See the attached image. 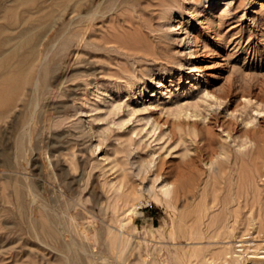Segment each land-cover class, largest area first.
Returning a JSON list of instances; mask_svg holds the SVG:
<instances>
[{"label":"rangeland","instance_id":"obj_1","mask_svg":"<svg viewBox=\"0 0 264 264\" xmlns=\"http://www.w3.org/2000/svg\"><path fill=\"white\" fill-rule=\"evenodd\" d=\"M53 8L35 19V79L50 72L26 150L21 102L0 118V264H60L66 248L77 264H150L151 244L159 264H264V173H248L264 160V0H125L81 36Z\"/></svg>","mask_w":264,"mask_h":264},{"label":"bare ground","instance_id":"obj_2","mask_svg":"<svg viewBox=\"0 0 264 264\" xmlns=\"http://www.w3.org/2000/svg\"><path fill=\"white\" fill-rule=\"evenodd\" d=\"M46 0H0V118L6 113L9 112V110L13 107V106H17L18 101L21 102L22 107H23V125L21 126V131H20V135L16 138L15 141V145L19 151L22 152L23 148H24V129L27 125L30 124V121L34 119V113H35V88H39L44 90L46 83H47V77L48 74L50 72V68H49V64L46 61L41 62V66L39 69V73L35 79V60H36V55L38 51H36L37 47H35V42L38 41L36 40L37 38H39L41 36V34H43L41 31L35 32V19L39 20V19H46V18H51L54 21H56L57 19H59L60 15L56 14L55 11L56 9L53 8V5H61L62 6V14H64V12L66 11V13H70V12H74L75 15L74 17L75 19V23H69L68 26H65V29L62 31V35H66L68 33L71 34H80V36L82 35V31H85V29L89 28L91 26V22L97 18L99 16V14H101L103 12V10H105V12H107L106 10H111L114 8V6H116L117 2L122 3L125 0H50V3L45 2ZM130 1V0H129ZM164 1V0H163ZM172 1V0H171ZM175 1V0H173ZM44 2L45 4L48 3L50 6L49 9H46L48 11L43 12L44 11ZM135 4V3H134ZM164 4V3H163ZM176 4V2H175ZM175 4H173L172 6H174ZM47 5V4H46ZM126 5V4H125ZM169 4H167L168 6ZM176 6V5H175ZM47 7V8H48ZM123 7V6H122ZM125 7V6H124ZM46 8V7H45ZM116 8V7H115ZM168 9V8H167ZM35 10L39 13H43L42 15L38 14L39 16L36 15L35 18ZM166 10V9H165ZM164 10V12H165ZM169 10V9H168ZM41 11V12H40ZM84 11V12H83ZM167 11V10H166ZM60 12V11H59ZM58 12V13H59ZM83 12V13H82ZM103 12V13H105ZM169 12V11H168ZM166 13V12H165ZM63 16V15H61ZM101 16V15H100ZM46 17V18H45ZM72 18V17H71ZM74 20V19H73ZM72 22V21H71ZM71 24L73 25L71 28ZM113 24V22L111 23ZM79 25V26H78ZM90 25V26H89ZM79 28H77V27ZM93 26V25H92ZM116 27V26H115ZM91 28V27H90ZM60 29V28H59ZM92 29V28H91ZM114 29V28H113ZM62 30V29H60ZM91 31V30H89ZM87 33V32H86ZM72 35V36H73ZM55 37H58L56 35H54ZM61 36V35H60ZM85 36V35H84ZM83 36V37H84ZM62 37V36H61ZM64 37V36H63ZM69 38V36H68ZM74 37H71L70 39H73ZM79 38V36H78ZM81 38V37H80ZM76 39V36H75ZM74 39V40H75ZM36 40V41H35ZM53 40V39H52ZM62 40V39H61ZM60 40V41H61ZM66 40H67V36H66ZM62 41H65V39L63 38ZM61 41V42H62ZM79 41V40H76ZM73 43V41H71ZM80 42V41H79ZM39 43V42H38ZM66 43V42H64ZM64 43L61 45V47L64 46ZM68 43L70 44V41H68ZM66 43V45L68 44ZM71 43V44H72ZM81 43V42H80ZM40 44V43H39ZM38 44V45H39ZM74 44V43H73ZM51 45V44H50ZM56 46V45H55ZM44 47V46H43ZM54 47V45H53ZM58 47V46H57ZM61 47L59 46V49H61ZM71 47V46H69ZM53 49V48H52ZM58 48H56V52H58L57 50ZM39 50V49H38ZM50 50V49H49ZM51 52V51H50ZM56 52L54 51L53 53L56 54ZM36 53V54H35ZM39 53V52H38ZM74 53V52H73ZM40 54V53H39ZM47 56V54H46ZM41 58V56H39ZM38 58V57H37ZM46 58V57H45ZM54 60V59H53ZM54 62V61H53ZM53 64V63H52ZM51 64V65H52ZM56 64V62L54 63V65ZM58 64V63H57ZM37 65V64H36ZM53 65V66H54ZM37 96V95H36ZM37 99V98H36ZM19 104V103H18ZM14 108V107H13ZM34 122V121H33ZM30 128V127H29ZM34 128V127H33ZM30 130V129H29ZM31 131V130H30ZM245 131V139H248V142H250L251 140H253L254 138V134L259 131V128L255 127V126H251L246 128ZM33 132V130H32ZM31 132V133H32ZM29 133V134H31ZM27 135V134H26ZM30 137V136H29ZM255 139V138H254ZM27 140V137H26ZM257 141V140H256ZM252 142V141H251ZM250 142V143H251ZM258 142V141H257ZM257 143H255L256 145ZM244 145V144H243ZM26 146V145H25ZM31 146V145H30ZM245 147V146H242ZM25 149V148H24ZM253 149V148H252ZM26 150V149H25ZM257 150V149H256ZM251 151H254L251 150ZM258 151H260V149H258ZM257 151V152H258ZM256 152V153H257ZM259 153V152H258ZM248 154V153H247ZM249 154H251L249 156V158L253 157L252 152H249ZM21 155V154H20ZM25 155V154H24ZM243 155V154H240ZM245 155V154H244ZM261 157L264 156L262 154H258ZM247 156V155H246ZM245 156V158H246ZM259 156V157H260ZM244 156H242L243 158ZM260 157V158H261ZM237 158V156H236ZM239 158V156H238ZM244 158V160H245ZM241 159V157L239 158ZM247 159V158H246ZM259 159V158H258ZM264 159V157H263ZM243 160V159H242ZM249 160V159H248ZM251 160V159H250ZM261 160V159H260ZM241 161V160H240ZM252 161V160H251ZM242 163V162H241ZM239 164V163H238ZM251 164V163H250ZM253 164V162H252ZM241 165V164H239ZM262 165H264V160L262 162V164H254L252 167L250 165V172L249 175L252 178V180L254 182H256V176L259 174H263L264 173V169L262 172ZM247 169H249L247 167ZM246 173V172H245ZM244 173V174H245ZM247 175V173H246ZM258 175V176H259ZM246 180V179H245ZM248 180V179H247ZM244 181V180H243ZM242 181V182H243ZM253 181H252V185H253ZM249 182V181H248ZM251 182V181H250ZM258 182V181H257ZM256 182V184H257ZM246 184V183H245ZM251 185V183H250ZM250 185L246 184V186ZM244 186V187H246ZM258 185H255V187H253V189H257ZM248 187V188H249ZM259 187V186H258ZM247 188V187H246ZM244 189V188H243ZM255 189V191H257ZM171 190V189H170ZM246 190V189H245ZM250 190V189H247ZM246 190V191H247ZM252 190V188H251ZM250 190V191H251ZM161 194L163 195V197H165L166 199V205L169 208H172V202H170L169 200V194L171 192H169V187L168 186H163L161 189ZM172 191V190H171ZM240 191V190H239ZM242 191V190H241ZM240 191V192H241ZM254 191V190H253ZM20 192V191H19ZM259 192V191H258ZM257 192V193H258ZM21 193V192H20ZM153 193V192H152ZM238 193V192H237ZM244 194V192H242ZM248 193V191L246 192ZM246 193L244 194L245 196ZM241 193H239L240 195ZM242 194V195H243ZM249 194V193H248ZM255 194V192H254ZM154 195V194H153ZM174 195V193L172 194ZM242 195H240L241 197H243ZM259 195V193H258ZM258 195H255L258 197ZM171 196V194H170ZM232 196V195H231ZM231 196H227L229 197V199L231 198ZM254 196V198H256ZM172 197V196H171ZM173 198V197H172ZM171 198V201H173ZM225 197H223L224 199ZM235 198V197H234ZM233 198V199H234ZM252 198V197H251ZM160 199V198H158ZM236 199V198H235ZM242 199V198H241ZM246 199V197H245ZM164 200V199H163ZM238 200V198H237ZM256 200V199H255ZM220 201V200H219ZM231 201V199H230ZM236 201V200H235ZM239 201V200H238ZM237 201V202H238ZM254 200L252 199V201L250 202L251 205L253 204ZM221 202L223 206H225V204H227V202H229L226 198V200H222ZM220 202V203H221ZM245 202V201H244ZM256 202V201H255ZM218 203V202H217ZM235 203V202H234ZM245 204H247V200L245 202ZM261 204V201H260ZM218 205V204H217ZM221 205V204H220ZM221 205V206H222ZM231 204L228 205V207ZM234 205V204H233ZM236 205H238L236 203ZM255 205V204H254ZM216 206V205H215ZM135 206H127L124 209H122L123 212V216L125 218H129L130 214L133 212ZM227 207V205H226ZM225 207V208H226ZM231 207V206H230ZM246 207V206H245ZM253 207V206H252ZM259 207V206H258ZM234 208V206H233ZM237 208V207H235ZM240 208V207H239ZM261 208V207H260ZM174 209V208H173ZM223 209V208H222ZM252 209V208H251ZM172 210V209H171ZM227 210V209H226ZM232 210V209H231ZM258 210V209H257ZM260 210V209H259ZM237 211V210H236ZM261 211V210H260ZM173 212V211H171ZM226 213V211H223ZM219 213V212H218ZM223 214V213H222ZM221 214V215H222ZM237 214V212H236ZM184 215V213H183ZM182 215V216H183ZM217 215V214H216ZM220 215V213L218 214ZM220 215V216H221ZM225 216V214H224ZM30 217V216H29ZM44 217V216H43ZM42 217V220H44ZM217 217V216H216ZM218 218V217H217ZM215 218V220L217 219ZM238 218V217H237ZM41 219V218H40ZM56 219V218H55ZM175 219V218H172ZM221 219V218H220ZM225 220V218H223ZM235 220V217L233 218ZM232 219V221H233ZM46 220V217H45ZM47 220H50L49 222H52V224L50 223V225H52L53 227V220L52 218H48ZM219 220V219H217ZM216 220V222H218ZM226 221V220H225ZM224 221V222H225ZM260 221V220H259ZM214 221V223H216ZM222 222V220H221ZM227 222V221H226ZM262 221H260L259 223L261 224ZM35 223V221H34ZM46 223V222H45ZM45 223L43 221L37 222V228L40 229V231L42 232V234L47 237V236H52V234L50 233V231H53L52 228L49 229L48 227H45ZM56 223V222H55ZM176 221L173 220V224L175 225ZM211 223V222H210ZM220 222H218L219 225ZM47 224V223H46ZM124 224V223H123ZM259 224V225H260ZM48 225V224H47ZM46 225V226H47ZM122 225V224H121ZM213 225V223H212ZM216 225V224H215ZM217 225V226H218ZM223 225V224H222ZM226 226V224H224ZM33 226H35L33 224ZM223 226V227H225ZM235 226V225H233ZM175 227V226H174ZM227 227V226H226ZM237 227V226H236ZM260 229L263 231L264 234V223L261 224ZM235 228V227H234ZM52 229V230H51ZM159 229V228H158ZM162 229V228H161ZM228 229V228H227ZM231 229V228H230ZM236 229V228H235ZM62 230V229H61ZM160 230V229H159ZM158 230V231H159ZM175 230V228H174ZM225 231V230H224ZM161 233V231H159ZM56 233V232H55ZM158 233V232H157ZM232 233V230L231 232ZM151 234V233H150ZM153 234V232H152ZM227 234H229L227 232ZM54 235V234H53ZM164 235V234H162ZM121 237L123 235H120ZM228 236V235H227ZM233 236V235H231ZM55 237V235H54ZM52 237V239L54 238ZM61 237V235L59 236V238ZM124 238V237H123ZM122 238V239H123ZM121 239V240H122ZM153 241V240H152ZM122 245L120 246V251H123L126 243H123V241L121 242ZM153 252H150V264H159V258H158V254L159 252L162 250L161 247L160 248H156V245L151 244ZM241 246H244L243 244ZM69 247V246H68ZM65 248V247H64ZM67 251L66 253H64V257L65 258L63 261H60V264H77L74 261L75 256H73V252H71L70 249L66 248ZM224 250V249H223ZM219 253V252H217ZM216 255L214 256H217ZM106 255V254H105ZM163 255V254H162ZM226 255V254H224ZM169 256V255H168ZM168 256L167 253H165L163 255L164 260H166V262H168ZM196 256V255H195ZM201 256V255H200ZM213 256V255H212ZM212 256H210L212 258ZM71 257L73 259H71ZM100 257V256H99ZM104 257V256H103ZM107 257V256H105ZM193 257V256H192ZM102 258V257H101ZM108 258V257H107ZM179 258V257H178ZM197 258H199V256H197ZM232 258V257H231ZM247 258V257H246ZM248 259V258H247ZM246 259V260H247ZM102 261H106L105 258L101 259ZM121 260V259H120ZM179 260V259H178ZM249 260V259H248ZM256 260V259H255ZM263 260V259H261ZM76 261H79L81 264V259L79 257V259H77ZM110 261V260H109ZM205 261V260H204ZM228 261V260H227ZM259 261V260H258ZM253 262V261H252ZM226 264H228L227 262H224ZM231 263V262H230ZM229 263V264H230ZM104 264H109V263H104ZM231 264H240V261L236 260L233 261Z\"/></svg>","mask_w":264,"mask_h":264},{"label":"built area","instance_id":"obj_3","mask_svg":"<svg viewBox=\"0 0 264 264\" xmlns=\"http://www.w3.org/2000/svg\"><path fill=\"white\" fill-rule=\"evenodd\" d=\"M148 207H151V204H145V203H139L138 205H137V208H148Z\"/></svg>","mask_w":264,"mask_h":264}]
</instances>
